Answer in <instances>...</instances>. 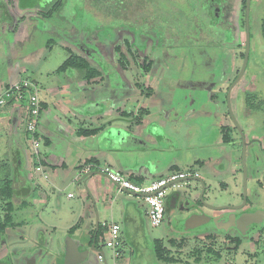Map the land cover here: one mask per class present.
I'll list each match as a JSON object with an SVG mask.
<instances>
[{
  "label": "rangeland",
  "instance_id": "374dc122",
  "mask_svg": "<svg viewBox=\"0 0 264 264\" xmlns=\"http://www.w3.org/2000/svg\"><path fill=\"white\" fill-rule=\"evenodd\" d=\"M155 1L153 3L155 11L158 12L160 9V14L164 15L165 21L172 22L170 31L174 30L181 35L189 32L190 36L194 37L195 34L192 31L194 27L190 26L192 20L189 19L188 15L190 12H187L188 6H177L176 1H174L175 4L169 0ZM242 1L228 0L226 2L227 9L231 13L230 22L236 26L241 25V27L243 12H240L239 8ZM11 2L15 7V12L11 13V19L5 18L1 13L3 10H0V54L6 52L9 48L11 59L25 64L26 70L22 73V76L36 83L38 94H46V88L55 81L59 83L67 80L65 72H57L56 69L71 54L80 55L87 59H89V55L101 59L97 67L100 70L102 69L103 75L106 70L108 72L104 75L107 84L97 92H100V94H125L127 91L129 94L132 92L133 94H139L138 89L143 86L144 90L149 92L144 94H150V92L156 90L155 94H162L165 100H172L176 103L175 101L183 100L181 94H205L204 90L200 91L203 85L201 83L207 80L210 75L213 82L208 87L213 88L214 91L217 90L218 94L215 97L214 94L209 93L210 90H207L206 93L208 97L207 110L212 109V115H210L212 124L208 131L204 130L198 120L206 114L208 115L209 112L190 109L189 111L182 110L181 114L176 115L174 112L175 109L180 108L179 104L175 105L176 107H173V109L163 102L161 105L158 98L152 100L151 106L159 109V112L150 120H154L159 126L161 122L164 126L173 128L174 144L181 155L176 164L186 173L194 174L197 171L200 174L205 184L203 203L231 201L232 197L230 195L236 191L234 185L236 180L229 175L227 167L229 165L230 145L223 142L219 124L215 123V117L213 116L226 109L227 95L222 94L219 89L227 77L232 75L234 67L241 66L242 63L240 58L234 56L235 50L231 46L232 43L229 44L228 42L230 46H219L218 42H209L210 44L206 45L205 43L201 47L196 42L191 41L193 45L189 42L183 43V52L178 55L174 54L172 57V55L165 54V48L160 45V36L157 33L144 34L137 30L133 24L113 27L114 32L111 35L114 36V40L108 39L106 41V38H109L105 36L107 31L104 28H98V21L96 20L97 17L103 18L104 15L99 12L96 13L97 16L92 14L95 7H93L90 0H68L64 3L62 9L50 15L39 12L38 6L26 8L32 4L27 1L21 0V7H18L17 1L11 0ZM49 5V3L45 5L47 10ZM252 6L254 17L251 19L252 39L250 40L251 46L246 72L254 70L260 77L261 90H264V39L261 37L259 30L260 19L264 15V0L253 2ZM146 7L147 4L144 3V13ZM45 8L43 11H45ZM191 15L193 18L195 17L193 11ZM193 21V25L196 24L197 28L201 27L207 30L200 20L194 18ZM9 25L12 31L7 27ZM180 38L182 39L183 36ZM74 39L87 46L88 49H92V53H89L86 48L74 45L72 43ZM183 41H186V39H182L180 43ZM116 45L120 46L121 56L130 64V68L127 70L118 60ZM180 45L182 46V44ZM133 55L138 56L137 59L140 62H143L146 57L153 63L149 76L144 78L137 74V71L140 72V70L133 64L135 63L132 60ZM4 65H0V72ZM69 71L75 74L72 69H69ZM71 73L68 75L71 76ZM188 77L191 79L190 81ZM160 78H162V81ZM256 78L254 74L250 77H243L235 90L240 88L253 89L254 85L256 86ZM69 79L71 80V78ZM147 85L154 86H150L153 90L147 89ZM198 89L200 90L198 91ZM168 94L173 95L169 98ZM260 97L263 98L264 94H260ZM23 102H26L25 99ZM215 108L216 111H214ZM261 108L264 112V105ZM160 109H162L163 114L160 113ZM2 111L4 110H0V113H3L1 118H7L9 121H7L8 123L5 122L7 123L4 126L5 128L0 127V181L6 177L13 178V168L8 163L12 157L11 146L13 142L17 141L20 146L28 147L25 137L20 131L22 124H20L19 130L13 132L11 114L8 115ZM187 120L191 122L187 124ZM245 123H250V125L242 123L246 127V133L249 137L262 132L264 121L261 114H254ZM39 132L41 133L40 128ZM39 150L40 152L44 151L43 143L40 144ZM236 179L238 182L240 181L239 175ZM250 180L248 179L247 182L249 187L251 186ZM180 183V187L170 188V190L177 189L180 192L188 190L194 193L197 189L202 188L201 183L192 178ZM97 186L102 187V189L106 188V190L110 189L108 188L110 186L107 187L104 184L103 177H98ZM70 190L79 200L75 187L63 188L59 196L55 192L49 191L50 198L44 211L43 209L46 206L43 205H45L47 198L42 201V198L36 196V199L42 201V205L37 209L35 215H29L25 212L24 207L19 206V201L13 199L15 211L12 212V220L18 224L26 225L27 222H31L33 219L35 222L40 220L44 222V219L47 220V218L56 221L65 219V215L61 216L63 209L58 207L55 200L56 198L60 199L62 202L61 207H66L69 200L66 194ZM42 192L44 193V191ZM108 196L110 198L114 197L115 204L113 208L105 212L106 221L109 222V217H112L113 222L119 224L123 243V257L120 256L117 260L111 259L109 248H103L108 264H182L186 261L192 264H264V232L248 237L245 241H242V239L236 241L231 235L224 236L222 233H225L223 232L225 230L221 228L202 229L200 232L179 234L181 231L178 230L179 227L175 220L173 221L175 210L168 203L165 205L163 222L154 226L149 222L146 214V203L142 197L124 192L117 194L116 192H110ZM129 203H134L142 211L140 216L137 215V221L125 219L124 215L121 217V214L120 217L118 215L120 210L117 209V205L125 204L122 213H126L128 211L126 204L129 205ZM4 204L5 201L0 199V209ZM45 228L47 229V227ZM29 229V226L19 228V235L23 238L16 248L22 247L27 250L30 253L27 258L33 261L32 264H41L39 260H36L34 254L36 252L32 253L33 244L30 243L32 240L26 237L29 235ZM155 239H160L161 245L168 250L166 255L169 261L157 260L155 257ZM10 241H13L12 237ZM208 249L218 252L220 257L217 258L212 252L209 253ZM28 262L29 260L26 264ZM98 264L105 263L99 262Z\"/></svg>",
  "mask_w": 264,
  "mask_h": 264
},
{
  "label": "crops",
  "instance_id": "0c3cea01",
  "mask_svg": "<svg viewBox=\"0 0 264 264\" xmlns=\"http://www.w3.org/2000/svg\"><path fill=\"white\" fill-rule=\"evenodd\" d=\"M9 53L10 50L8 48L6 52H1L0 54V65L5 64L0 72V92L9 84L26 78L22 76V73L26 70L25 64L13 61ZM72 71L75 70L72 69ZM62 72L67 75V80L59 83L55 81V83L46 88V94H38L42 110L37 126V135L40 138V142L44 145V151L41 154L45 173L48 176L47 179H43L33 172V161L29 146H20L17 141L13 142L11 146L12 157L8 163L13 168L14 195L15 200L19 201V206L28 204L27 206L33 212H36L45 199L40 186H46L45 188L48 190L51 187L69 189L74 187V184L69 182L71 178H76L77 175H85L92 171H99L105 167L140 184L167 176L174 171L184 172L176 164L177 159L181 155L174 144L173 128L164 126L160 122L163 131L161 132L159 128H156L154 132L156 139L154 134L153 136H146L141 132L148 123L154 121L150 120V118L159 112V109L151 106L152 100L154 98L160 99L161 105L168 102L163 98L162 94H129L128 91L125 94H100L97 92L107 84L106 80L105 82L100 77L89 80L81 79L76 71L74 74L69 69ZM70 73L72 77L68 75ZM188 80L190 81L191 79L188 77ZM103 81L105 84H101ZM171 95L173 94H168L169 98ZM181 97H183L181 102L184 105L181 112H183L182 110L189 111L190 109L209 112L208 115L206 114L198 120L204 130L208 131L212 124L210 120L212 109L207 110V94H181ZM0 110H4L2 112L8 115L11 114L13 132L19 130V126L22 124L20 131L27 142V134L24 130L27 101L12 100ZM216 110L215 108L214 111ZM160 111L163 114L162 109ZM2 114L0 113V127L5 128L4 126L7 125L9 119H2ZM213 117H215V123H221V113L215 114ZM186 122L188 124L191 121L187 120ZM79 128H96V132L92 135H80L77 132ZM133 135L144 137L147 143L137 141V144H134ZM113 140L115 142H112ZM98 177H103L104 184L107 187L110 186L108 187L110 188L109 190L97 186ZM78 191L80 198L85 200L86 209L91 208L90 200L87 198L95 201L99 220L102 224L104 223L103 234L105 236L107 223L112 220V217H109V222L106 221L105 212L113 208L115 204L114 197L110 198L108 194L110 192L122 193V191H118L117 185L112 182L109 176L102 174H93L90 178H87L86 185L81 183L78 186ZM68 193L73 192L72 190L67 191L66 197L69 200L66 207H61L62 202L60 199L56 198L55 201L63 211L71 209L70 215L67 213L65 215L66 218L61 221L47 218V220L44 219L45 223H42L32 220L33 224L38 227H47V231L51 229L50 224L62 226L71 224L78 213L79 200H77L74 193L73 196H68ZM36 196L42 198V201L36 199ZM43 206H46L43 209L44 211L47 205ZM117 209L120 210L119 217L121 214V217L124 215L125 219L134 221H137V215L139 214L140 216L142 213L134 203L126 204V209L128 210L126 213H122V210L125 209V204L117 205ZM90 220L91 229L94 220L92 217ZM90 229L86 234L88 238L91 237ZM55 233L60 238H63L71 232L56 231ZM119 236L121 241L119 247L120 256L123 257V243L120 232ZM97 246L98 244L96 243L95 247L97 248ZM111 253L112 251L110 250ZM120 256L114 260H117ZM99 262L108 264L106 259L104 261L98 260Z\"/></svg>",
  "mask_w": 264,
  "mask_h": 264
},
{
  "label": "flooded vegetation",
  "instance_id": "af4514ba",
  "mask_svg": "<svg viewBox=\"0 0 264 264\" xmlns=\"http://www.w3.org/2000/svg\"><path fill=\"white\" fill-rule=\"evenodd\" d=\"M18 3V7L20 6L21 0H15ZM27 1L31 5L28 7H35L42 12L45 8L46 4H50L55 0H24ZM68 0H62L63 4ZM86 1V0H85ZM88 1V0H87ZM93 7H95L92 14L97 16V12L102 13L104 17H97L98 21L97 27L106 29V41L108 39L114 40V36L111 35L114 32L113 27H122V25L129 24L135 25L136 29L141 31L144 34L149 33H157L160 36V45H163L165 48V54L178 55L183 52V43L192 44L191 41L196 42L201 47L204 44L210 43H219V46L225 45L230 46L235 50L234 56L236 58H240L242 61L241 66L234 67L232 75L227 77L226 81H224L223 85L219 89L222 94H226V109L221 110V123L219 124V130L221 133V137L223 142L230 145V154H229V165H227L229 170V175L236 180L235 181V193L230 195L232 197L231 201H225L222 203L217 202H207L204 204L203 193L205 191L204 188L197 189L194 193L190 191H182L179 190V196L175 200L174 206V219L175 223L179 227V231L181 233L185 232H200L202 229L213 230L221 228L225 231L222 233L224 236L231 235L236 241L242 239L245 241L246 238L251 237L255 234H260L264 232V225L260 222V217L264 216V123L262 124L263 129L262 132L257 134L256 136H248L246 133V127L244 124L250 125L248 122L249 119L254 116V114L259 113L262 115L264 121V112L262 111V105L260 101L264 98L260 97V94H264V90H261V80L259 75L254 71L246 72V66L249 57L250 51V40L252 39L251 33V19H253V9L252 3L257 2V0H249L248 2V14H247V0L242 1V5L239 8L240 12H243V20L242 27L241 25H234L230 22L231 13L227 9L226 2L228 0H169L174 4L176 1L177 6H188V10L190 13L189 19H191L190 26L194 27L193 33L194 37H191L189 32L184 33L183 35L175 32L172 28L171 21H165L164 15L160 14V9L158 12L155 11L154 4L155 0H90ZM144 3L147 4L146 12L144 13L143 6ZM254 5V4H253ZM159 7V5L157 4ZM62 9V7H61ZM0 10H3L1 13L5 18L11 19V13L15 12V7L11 0H0ZM11 10V11H10ZM192 11L195 14V19L201 21L203 25L206 26L207 30L203 28H197L196 24L193 25V17L191 15ZM144 13V14H143ZM9 19V20H10ZM13 19V18H12ZM100 22H99V20ZM14 22V20H13ZM226 22V24H225ZM119 24V25H118ZM198 25V24H197ZM12 31L11 26H7ZM196 27V28H195ZM248 27L249 32V47H248V57L246 66L242 76L236 80L239 71L242 67L244 55L246 51V30ZM97 29V28H96ZM193 29V28H192ZM98 30V29H97ZM181 32V31H180ZM242 34V38H241ZM67 35V34H65ZM146 35V36H147ZM186 39V41L181 42V38ZM243 39V41H242ZM210 42V43H209ZM229 42V44H228ZM72 43L78 47L86 48L89 53H92V49H88L87 46L79 42L78 40H72ZM224 43V44H223ZM128 44V43H127ZM182 44V46L180 45ZM228 44V45H227ZM193 45V44H192ZM116 53L118 56V60L123 65L124 69H129L130 64L127 60H125L120 53V46L116 45ZM196 48V46H195ZM119 52V53H118ZM138 56L133 55L132 60L135 67H137L140 72L137 71V74L143 76L144 78L150 75V71L152 70L153 63L148 59L144 58V61L140 62L137 59ZM87 59L89 63L96 67L100 71V75L96 77H100L101 80L105 79L104 75L108 72H103L97 67L98 63L101 62V59L95 57H88ZM162 60V59H160ZM111 71V70H110ZM153 74V73H152ZM253 74L256 78V86L254 85L253 89H236L237 84L243 77H250ZM154 75V74H153ZM93 77V78H96ZM125 77H127L125 75ZM143 78V80H144ZM92 79V78H89ZM86 79V80H89ZM162 81V78H160ZM105 81V80H104ZM101 84H105V82ZM143 83V81H141ZM213 80L209 75L208 79L203 81V84L198 91L204 90V93H207V90H210L209 93L218 94V91H214L213 88L208 87ZM140 83V82H139ZM152 86V85H150ZM147 85V89H152ZM105 87V86H104ZM103 87V88H104ZM146 87V86H145ZM212 87V86H211ZM102 88V89H103ZM155 89V88H154ZM139 94L149 93L144 90V87L138 89ZM153 90V89H152ZM235 90V91H234ZM135 92H138L134 90ZM156 90L150 92V94H155ZM206 91V92H205ZM100 93V92H99ZM133 94V92L131 93ZM250 97L251 102H253L256 107L250 106L248 103V98ZM263 112V113H262ZM140 121V120H139ZM243 121V122H241ZM251 127V126H250ZM250 129V128H249ZM223 158V156H222ZM33 168V167H32ZM237 175L240 177V181L238 182ZM201 178L200 174L197 172L196 176H188L187 178ZM248 179H251V186L247 184ZM233 181V180H232ZM202 187V185H201ZM177 190V189H172ZM169 190V193L166 198V203H169L170 195L173 192ZM202 198V199H201ZM15 199V195H13L12 200ZM173 202V201H172ZM5 205V204H4ZM28 204L23 205L25 208V212L29 215H35L36 212H33ZM221 205H230L231 208H222L217 209V206ZM2 206L0 209V217L5 214V210ZM18 209V208H17ZM16 209V210H17ZM15 209L13 208L14 212ZM19 211V209H18ZM204 213L210 217V220L200 226L197 229L193 230H183V222L190 215L201 214ZM249 214L252 215V220L239 218V220H234L239 214ZM243 214V215H244ZM34 220V219H33ZM14 222V221H13ZM39 222V221H37ZM40 222H42L40 220ZM45 223V220L44 222ZM32 220L31 222H27L26 225L18 224L14 222L12 226H7L4 230H0V264H26L29 260L28 264H32V260L27 257L30 253L27 250H24L22 247L16 248L17 245L22 241V236L20 234L19 228H23V226H29V235L26 236L28 239L32 240L30 243L33 244V252L36 253V260H39L41 264H59V260L64 256V246L62 245H54L51 237L57 236V240L62 241L55 232L58 231L55 228H51L49 231L45 227L35 226ZM104 224V223H103ZM100 220L98 223V227L96 229L95 223L93 227L90 229L91 237L96 238V243L98 244L97 249H101L103 244L104 229ZM55 230V231H54ZM27 231V230H26ZM74 234L75 228L71 230H67ZM218 232V231H217ZM27 235V234H26ZM21 236V237H20ZM12 237L13 241H10ZM63 242V241H62ZM91 243V241H90Z\"/></svg>",
  "mask_w": 264,
  "mask_h": 264
},
{
  "label": "built area",
  "instance_id": "2783aa9c",
  "mask_svg": "<svg viewBox=\"0 0 264 264\" xmlns=\"http://www.w3.org/2000/svg\"><path fill=\"white\" fill-rule=\"evenodd\" d=\"M27 101V111L24 121V130L27 134V143L31 152L33 161V172L43 179H47L45 173V167L42 162V154L39 150L41 144L40 138L37 135V126L40 120V113L42 110L41 101L38 96V90L35 82L29 79H20L16 82L9 84L2 92H0V108L5 106L9 101L18 100ZM101 171L105 172L107 176L117 185L118 191L121 189H127L131 194L140 195L146 203V214L151 225L157 226L163 222L166 198L170 188L180 187V179L190 176H196L186 172H171L167 176L159 177L151 180L149 183H136L133 182L122 174L110 170L109 168H101ZM169 184L170 187H167ZM68 196H73V193H68ZM120 226L118 223L112 220L107 225L106 236L103 238V244L101 252H97V258L99 261L106 259L104 247L109 248L112 253L111 257L114 260L120 256L119 247L120 241Z\"/></svg>",
  "mask_w": 264,
  "mask_h": 264
},
{
  "label": "water",
  "instance_id": "95a60500",
  "mask_svg": "<svg viewBox=\"0 0 264 264\" xmlns=\"http://www.w3.org/2000/svg\"><path fill=\"white\" fill-rule=\"evenodd\" d=\"M248 2L249 0H247V14H248ZM248 47H249V32H248V27L246 30V51H245V55H244V60H243V64L242 67L239 71V74L236 78V80H238L245 69L246 66V62H247V57H248ZM176 103H174L172 100H169L166 104L168 105V107H176L175 105H180V108L178 110L175 109L174 114L178 115L181 114V109L184 107L183 103L181 101H175ZM174 109V108H173ZM156 128H159L160 131H163V127L160 125L158 126V123L156 122H150L148 123L145 127L144 130H142V134L143 135H150L153 136L154 134V138H155V130ZM134 137V144H137L136 142L139 141L141 143H147V141L145 140L144 137L138 136V135H133ZM156 139V138H155ZM112 142H115V140H113ZM138 151V150H137ZM142 152V151H141ZM138 153V152H137ZM93 174H102V175H106L107 174L101 170L99 171H92L89 172L88 174L85 175H77L76 178H71L69 180L70 183L74 184L75 187V192L76 195L79 197L80 202L78 203V213L76 215V218L74 219V221L66 226H62V225H52L50 224L51 228H55L58 231H67V230H71L72 228H75L74 231V235L72 234H67L65 237L62 238V241L60 242V240H57V236L55 237H51V239L53 240L54 245L58 244L60 245V247L63 245L64 246V256H62V258L58 261L59 264H98V258H97V252H101L102 250L97 249L94 244L96 242V238L94 237H87V233L90 229V218L92 217V219L94 220V223L96 225V229L98 227V223H99V213L98 210L96 209V204L95 201L93 199H89L90 203H91V208L90 209H86L85 208V200H83L82 198H80V194L78 191V186L82 183L83 185H86V179L90 178V176H92ZM187 179H191V177L189 178H184V179H180L178 182H183ZM192 179H196L198 180L201 185L202 188L205 187V184L203 182V180L201 178H192ZM171 184H169L167 187H170ZM41 190L44 191L45 194V198L46 199V205L49 202V198H50V192L47 188H45L44 186H40ZM63 188H59V187H51L50 191L55 192L57 195H59L62 192ZM122 192L125 193H130L131 192L127 189H121ZM179 196V191L178 190H174L169 198V203L168 205L172 208H174L175 206V200L177 199V197ZM202 199V198H201ZM173 201V202H172ZM232 206L230 205H221V206H217V209H222V208H231ZM68 211H61L62 213V217L64 215H66L67 213L70 215L72 210L71 209H67ZM92 214V216H91ZM244 214V213H243ZM239 214L237 215V217L234 220H239V218H243V219H248V220H252V215L249 214ZM210 220V217L207 216L204 213L201 214H194V215H190L188 216L186 219H184L183 222V229L184 230H193V229H197L200 226H202L203 224L207 223ZM260 222L263 223L264 225V216L260 217ZM91 243H90V241ZM96 254V255H95ZM106 264V262H104Z\"/></svg>",
  "mask_w": 264,
  "mask_h": 264
},
{
  "label": "trees",
  "instance_id": "16d2710c",
  "mask_svg": "<svg viewBox=\"0 0 264 264\" xmlns=\"http://www.w3.org/2000/svg\"><path fill=\"white\" fill-rule=\"evenodd\" d=\"M62 0H55L50 3L49 9L45 8V11H42L45 15H50L51 13L57 12L62 7ZM44 10V9H43ZM260 35L264 39V15L260 19L259 24ZM68 69H73L78 73L79 78L81 79H89L100 75V71L92 66L89 61L80 55L71 54L69 55L56 69L57 72H62ZM248 103L250 106L256 107L253 102H251L250 97L248 98ZM264 103V98L260 101V104ZM42 107V106H41ZM258 107V106H257ZM80 135H92L96 132V128H79L77 130ZM14 195V178L6 177L5 179L0 181V199L5 201V205L3 209L5 210V214L0 217V230H4L7 226H12L14 224L12 220V211H13V202L12 197ZM96 245V242L94 246ZM209 253H213L217 258L220 257L218 252H214V250L208 249ZM154 254L158 260L161 261H169L167 258L168 250L161 245L160 239L154 240ZM182 264H192L188 261Z\"/></svg>",
  "mask_w": 264,
  "mask_h": 264
}]
</instances>
